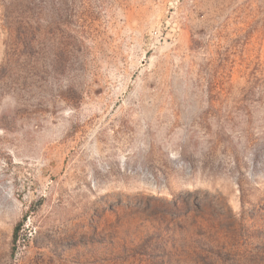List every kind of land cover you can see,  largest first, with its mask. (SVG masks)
I'll use <instances>...</instances> for the list:
<instances>
[{"label":"rangeland","instance_id":"obj_1","mask_svg":"<svg viewBox=\"0 0 264 264\" xmlns=\"http://www.w3.org/2000/svg\"><path fill=\"white\" fill-rule=\"evenodd\" d=\"M0 264H264V0H0Z\"/></svg>","mask_w":264,"mask_h":264},{"label":"trees","instance_id":"obj_2","mask_svg":"<svg viewBox=\"0 0 264 264\" xmlns=\"http://www.w3.org/2000/svg\"><path fill=\"white\" fill-rule=\"evenodd\" d=\"M19 44H24L26 48H30L31 46V42L27 37L21 38L18 41ZM20 234V227H17L14 231V235H13V243L14 245L18 242L19 240V235Z\"/></svg>","mask_w":264,"mask_h":264}]
</instances>
